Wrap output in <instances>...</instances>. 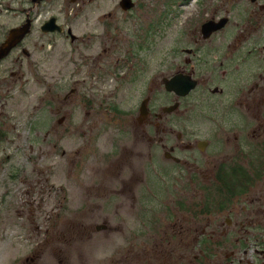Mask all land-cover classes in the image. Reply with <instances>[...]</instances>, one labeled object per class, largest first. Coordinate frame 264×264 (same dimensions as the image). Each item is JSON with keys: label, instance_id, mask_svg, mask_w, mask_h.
<instances>
[{"label": "flooded vegetation", "instance_id": "obj_1", "mask_svg": "<svg viewBox=\"0 0 264 264\" xmlns=\"http://www.w3.org/2000/svg\"><path fill=\"white\" fill-rule=\"evenodd\" d=\"M39 141L67 241L94 218L125 264H264V0H0V242Z\"/></svg>", "mask_w": 264, "mask_h": 264}, {"label": "rangeland", "instance_id": "obj_2", "mask_svg": "<svg viewBox=\"0 0 264 264\" xmlns=\"http://www.w3.org/2000/svg\"><path fill=\"white\" fill-rule=\"evenodd\" d=\"M158 9L161 10L162 7L159 5ZM95 22V13L90 11L88 20H85L83 27H92ZM125 25L126 22L122 23L121 27H129V25ZM169 27H171L170 30L165 32V38L167 39L172 38V31L175 30L173 28L174 25ZM39 88L40 86H35L36 98L40 91ZM18 156V160H15V162L20 168V175L22 176L24 174L22 169L27 164L24 168L36 169V173L33 176L35 181L39 184H45L46 186H44L43 191H39L40 187L36 186L34 189L36 197L34 204H27L25 202V200L28 199L29 194H32L30 188L25 185H20L19 188L13 190L14 205L10 212H13V214L15 212L16 214V221L19 224L15 223V227H18L15 229L16 232L19 229V232L16 233V236H12V241H10L9 237H6L0 242V264H23L24 258L31 254V243L35 240H38L39 242L44 241V235L42 234L37 235L34 241L31 239L32 235H29L30 232H34V230L32 224L28 225L26 222L28 221V218L32 217L33 211L36 216V225L39 226L45 227L48 223H46L44 218L49 216L52 217L48 224V227H52V229L51 232L46 235V239H49V245L45 248L41 258L36 259V264H59V259H62L63 263L66 264H125L124 255L126 252L124 246L127 237L122 235L123 224H117L121 226L119 230H113L110 225L106 229L95 230L94 227L89 224L90 220L94 218H86V222L88 221V224L86 225L89 226L91 236H74V238L71 240L68 239V241L66 238L69 236L62 235L63 230H59L62 229L64 225V215L54 201L53 197L57 194L55 189L52 188L49 193V186L44 178L46 175L44 171L51 164L52 174L50 182L48 183L58 185L61 182L58 177L59 145H57V150L54 151L51 147L44 144V142H37L33 154L34 160L31 163L25 160V155L19 154ZM40 172L41 175H39ZM35 181L31 180V183H35ZM26 190L30 192L27 194ZM42 194H44L43 198H41ZM100 213L107 214L108 209L102 208L100 209ZM1 215H3L2 217H4L9 224L13 222V219L9 215L6 216L5 209L3 210V213L0 210V216ZM55 216L56 219H54ZM96 220L99 222L101 217H98ZM24 226H26V229H24ZM28 228L30 229L29 231ZM5 245H7V248H4Z\"/></svg>", "mask_w": 264, "mask_h": 264}]
</instances>
